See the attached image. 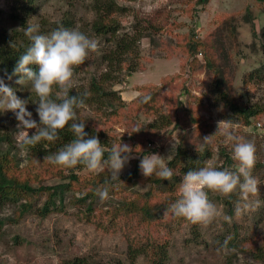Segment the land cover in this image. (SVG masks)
<instances>
[{"label":"rangeland","instance_id":"rangeland-1","mask_svg":"<svg viewBox=\"0 0 264 264\" xmlns=\"http://www.w3.org/2000/svg\"><path fill=\"white\" fill-rule=\"evenodd\" d=\"M14 1L0 0V28L4 25L9 28L15 26L10 20ZM89 1L79 0L73 5L67 0H40L36 13L31 16L29 22L32 25L53 23L70 9L76 14L77 20L90 21L93 14L89 8ZM117 2L122 9L115 16L122 23V28L132 31L136 25L150 27L155 41L151 42L150 38H144L141 42L144 69L139 68L122 83L115 85L122 101L127 105L121 122L105 125L115 135V139L118 142H123L125 138L128 140L131 138L130 129L147 126L161 114L167 113L170 114V124L161 127L159 134L150 132L144 139H138L144 148L148 149V154H159L166 165L175 156L183 136V145L187 149H198L203 154L208 148L211 149V157L206 164L214 167L224 165L225 168L235 170L225 163L223 149L232 156L233 143L226 142L223 135L226 123L234 130L235 135L253 142L256 149L253 168L255 172H252V175L259 181V192L256 195H249L247 200L249 208L238 216L237 206L245 203L239 192L232 200L233 208L230 211L222 201L223 194L205 189L209 200L223 214L230 216L232 222L229 223L223 216H218L209 223H196L193 226L194 223L186 218L182 220L168 214L164 221L159 222L161 227L155 232L156 238L167 248L164 264H225L230 252L225 248V241L228 242L230 238L239 242L237 249H234L237 250L238 256L235 257L238 264H264V244H261L264 241V114L250 125L238 122L235 118L232 119V111L215 91L220 73L228 79L233 96L240 99L238 102L241 107L255 102L264 103V75L255 72L264 61L259 53L260 40L253 32L254 25L257 29L264 25V0H210L206 5H199L195 0H117ZM249 7L254 12L255 24L244 21V15ZM227 16L237 18L238 39L234 40L235 46L234 41L230 42L227 39L226 30L220 31ZM192 32L200 38L214 32L216 40L224 41L226 48L234 46L236 54L234 66L226 67L224 74L221 73V69H210L202 52L198 53L197 57L200 60L196 62L195 57L189 55L187 51L188 36L191 37ZM90 38L99 41V51L89 52L83 63V66L88 63L87 67H80V70H77V66H74L72 85L86 83L93 73L104 67V64L101 65L99 62L103 41L95 36ZM254 43L257 45L256 51L253 50ZM0 77L4 78L5 83L18 97L28 102L26 107L36 120L38 105L35 102L38 97L31 89V82L21 85L16 83L20 77L11 80L2 74ZM145 85L151 88L162 87L159 92L162 97L158 101L157 109L152 107L149 112L141 111L137 114L135 113L138 106L137 98L141 94L139 87ZM57 87L59 86L53 85V89ZM178 101L181 102L182 108L177 107ZM187 108L194 110L196 122L191 123L190 115L184 111ZM83 113L95 121H105L103 112L85 108ZM178 115L183 127H177ZM220 121L224 122L218 129ZM17 124L18 121L11 110H0V128L10 134L14 150L19 153L24 164L26 151L19 146L20 129L17 128ZM32 130L34 129H29L28 132ZM205 136L211 137L205 141L203 139ZM132 156L134 158L130 159L120 175H126L134 168L135 160L139 156L137 154ZM105 163L102 162V167ZM91 175V171L84 169L81 178H89ZM55 181L52 179L46 183L53 184ZM133 182L134 184L132 183L125 192H123L125 184L120 190L116 186L115 194L109 193L106 200H101L97 196L98 211L133 196L135 191L145 194L154 189L158 200L169 193L163 186L158 188L159 184L152 185L149 177H144L141 172ZM180 186L181 183L177 189L172 190L176 200L181 196ZM83 192L78 190L76 195L82 196ZM72 194L68 191L64 201L58 200L55 210L46 216L37 212L38 206H42L46 200V194L27 197L25 201L29 200L33 206L21 215L17 211L19 204L0 208V264H64L66 260L78 256L86 257L95 264H153L146 255L140 256L134 262L128 253V238L144 240L145 224L138 222L137 218L130 220L131 222L121 218L119 225L113 227L108 223V215L85 219L81 213L85 207L80 208L72 203ZM256 201H259V206H256Z\"/></svg>","mask_w":264,"mask_h":264},{"label":"trees","instance_id":"trees-1","mask_svg":"<svg viewBox=\"0 0 264 264\" xmlns=\"http://www.w3.org/2000/svg\"><path fill=\"white\" fill-rule=\"evenodd\" d=\"M40 0H15L11 9L10 20L14 23V27L9 28L4 25L0 28V74L5 78L9 75L11 78L20 77V74H13L14 68L20 56L27 50L31 42L25 36V28L30 25V18L36 13L37 3ZM75 5L79 0H67ZM210 0H195V3L199 5H206ZM74 8V6H73ZM72 8V9H73ZM89 8L93 14L90 21L77 20L76 14L70 10L66 11L59 20L53 23L44 22L39 25L40 32L42 34H49L55 30L58 26L63 25L68 29H77L84 33L88 37L95 36L100 38L101 48H103L101 56V65L104 67L90 76L84 84H73L70 90V95L77 93H84L85 91L90 93V96L86 99L83 107L75 109L77 113L78 121H84L85 131L91 136L98 137L101 146L104 150L103 163L107 161L108 154L113 145L120 143H126L133 148L132 154H137L139 157L135 160L134 168L126 175H119V179H111L110 173L107 170L108 166L105 163L103 171L92 172L89 178H81V173L84 169H87L84 165L78 164L75 167H64L61 165H55L49 163L44 158L47 155H51L57 152L65 144L70 143L76 137L70 130L69 124L64 129L59 130V138L54 142H48L42 140L40 143L32 146H27L23 149L26 151V163H22L19 153L14 150L13 141L11 136L6 130L0 128V208L6 205H18L20 215L30 209L33 205L29 200L25 199L31 195L46 194V200L42 206H38L37 212L42 216L48 215L51 211L57 207V201L63 202L65 194L72 192V203L78 205L80 208L85 207L81 213L85 219H90L92 216L103 217L109 216V222L113 227L119 225L121 218L132 221L137 218L138 222H142L146 225V236L144 240H135L128 238V253L130 258L134 262L143 255L149 256L153 264H164L166 255V246L164 243H160L156 238V229L160 228L159 222L164 221L169 212L165 215V208L169 207L171 203L175 202L172 190L177 189L178 185L182 181V177L190 170H196L204 167L207 160L211 157V149L208 148L206 153L203 154L198 149L185 148L183 145L181 136V142L178 145L175 156L168 163L174 175L172 179L162 180L158 178L155 173L149 177V181L152 185L159 184L163 186L167 193L162 199H157L154 194V189L143 194L140 192L134 193L133 196H128L121 199L119 203L114 205H108L105 210L98 211L97 189L107 187L109 193H114L116 186L121 187L125 184V191L128 190L133 180L139 177V162L144 155H148V149L144 148L143 143L138 139H144L150 132L159 134L161 127L170 124V114H161L154 122L149 123L147 126L143 125L139 131L130 129V139H124L123 142H118L115 139V135L105 125H109L112 122H121V117L124 115V111L127 108L125 102L122 101L119 91L115 88L116 84L122 83L134 72L140 69H144L143 56L141 52V42L144 38H150L151 42L155 41L153 31L150 27H138L137 25L132 31H127L122 28V23L116 18L115 14L122 9L117 0H90ZM253 11L248 8V12L244 15V21L254 23L256 19L253 16ZM33 17V16H32ZM224 27L222 25L220 31L226 30L227 39L233 42L238 39V25L236 16H227L224 19ZM80 24V26H79ZM259 29V28H258ZM254 25L253 32L256 38L260 40L259 53L264 61V25L259 29ZM188 36L187 51L189 55L194 56L195 61L199 62L198 53L202 52L204 58L210 69H221V73L224 74L226 67L234 66V59L236 54L233 49L235 46L225 47L224 41L216 40L214 32L209 33L204 38L196 36L193 32ZM15 45L13 47L12 45ZM257 45L253 44V50H257ZM238 48V46H237ZM240 50V49H239ZM231 57V59H230ZM228 59H230L228 61ZM83 64L77 66V70ZM34 71L39 70L38 66L33 64L29 65ZM100 67V66H99ZM217 71V70H216ZM264 75V62L262 65L255 69ZM218 72V71H217ZM219 73V72H218ZM219 80L216 82L215 91L220 95L221 99L232 111V119L240 121L243 124L250 125L256 122L264 114V103L255 102L254 104H246L241 107L239 104L240 99H236L233 96V89L229 85L228 79L219 73ZM141 94L137 98V104L135 113L149 112L150 108L156 109L159 107V99L162 97L159 92L162 87L154 86L149 87L147 85L139 87ZM59 87L54 88L52 92V98L55 99L56 93L59 91ZM151 95L152 99L148 104L141 102V98L145 95ZM182 106L181 102H177V107ZM85 108L96 110L104 113L105 121H95L91 116H87L83 113ZM185 113H188L191 117V123L197 121L194 115V110L191 108L184 109ZM179 118V115H178ZM113 119V120H112ZM177 121V127H183ZM39 123V117L36 119ZM35 129L32 130L29 135L33 134ZM225 163L227 166L236 168V161L225 149ZM260 165V164H258ZM218 169L225 168L223 166H217ZM228 168V167H227ZM254 168V167H253ZM159 169H157L158 171ZM252 172H255L252 169ZM56 180L53 184H47L48 180ZM127 183V185H126ZM84 191L82 196L76 195V192ZM239 192L230 194L223 197L222 201L230 211L233 208V202L235 195ZM115 194V193H114ZM185 220L184 217H179ZM130 221V222H131ZM195 226V224H193ZM109 227V226H107ZM143 237V238H144ZM239 242L230 238L225 243V248L229 249L228 259L225 264H238L235 256L237 255V249ZM244 250V247L242 248ZM160 257V258H157ZM257 259V255H256ZM261 259V258H259ZM260 261V260H259ZM64 264H95L86 257L78 256L73 259H68Z\"/></svg>","mask_w":264,"mask_h":264},{"label":"clouds","instance_id":"clouds-1","mask_svg":"<svg viewBox=\"0 0 264 264\" xmlns=\"http://www.w3.org/2000/svg\"><path fill=\"white\" fill-rule=\"evenodd\" d=\"M25 36L31 42L27 50L20 56L13 74H20L17 84L24 85L31 82V89L36 93L38 100L36 112L39 123L32 118L33 114L26 107L27 101L18 97L14 90L0 77V110H11L18 121L20 129L19 146L21 149L34 147L42 140L54 142L59 138V130L65 128L72 121L70 130L75 139L65 144L57 152L45 156V160L55 165L75 167L84 165L89 171H103L102 161L104 150L97 136L89 135L85 131L84 121H78L75 109L84 106L90 93L70 95L74 66L85 62L89 52L99 51V41L90 38L77 29H68L63 25L58 26L49 34H42L39 25H28L24 31ZM15 47V45H12ZM38 65L39 70L34 71L29 65ZM11 80V76L7 77ZM53 85L59 86L55 99L52 98ZM152 96L145 95L141 102L148 104ZM218 122V129L221 123ZM35 129L29 135L28 130ZM136 128L134 131H139ZM223 135L226 142L232 143L233 160L238 162L235 170L229 168L218 169L211 164L196 170H190L183 175L180 186V198L166 207L167 215L171 212L176 217H184L192 223H209L218 216L229 223L232 218L223 214L217 206L209 200L205 189L219 192L225 196L239 190L243 205H238L236 214L239 216L249 208L247 203L249 195L259 192V181L252 175L255 165V145L251 141L235 135L229 124L224 125ZM211 136L203 139L208 141ZM133 148L120 143L113 145L106 163L111 179H119V175L128 164L132 156ZM157 169H159L157 171ZM139 170L144 177H151L154 173L162 180H171L174 172L168 167L159 154L144 155L139 162ZM97 195L101 200L108 199L107 187L97 189ZM259 206V201L255 202ZM227 243V241H225ZM264 244V241L261 242Z\"/></svg>","mask_w":264,"mask_h":264}]
</instances>
